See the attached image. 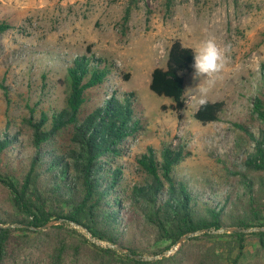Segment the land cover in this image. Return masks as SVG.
<instances>
[{"label": "trees", "instance_id": "trees-1", "mask_svg": "<svg viewBox=\"0 0 264 264\" xmlns=\"http://www.w3.org/2000/svg\"><path fill=\"white\" fill-rule=\"evenodd\" d=\"M173 3L164 0L167 9ZM137 4L127 0L123 29ZM10 28L0 21V35ZM193 63V50L176 40L167 51L165 68L151 71L150 91L168 98L176 114L184 109L183 75ZM112 67L91 55L64 61L61 106L49 111L28 108L29 115L20 119L26 144L20 142L19 130L0 131V184L9 196L8 207H0V264L14 257L27 239L24 232L49 239L48 264H63L67 257L74 264H182L173 257L144 260V255H159L196 233L188 240L207 244L187 259L192 264H264V87L249 113L250 122L259 124L257 132L245 123L232 124L246 144L240 162L226 169L234 180L232 189L209 201L192 191L190 179L176 173L190 155L182 144L163 143L158 151L147 147L130 163L124 160L125 141L137 131L130 100L112 91L101 106L87 108L106 87ZM223 105L208 101L197 107L193 118L201 125L217 122ZM52 221L60 223L52 226L54 234L37 231ZM64 225H76L111 247L96 245L82 234L73 238L76 230ZM223 229L234 230L215 233ZM160 242L166 243L164 248L147 252ZM247 242L257 244L252 262L244 258Z\"/></svg>", "mask_w": 264, "mask_h": 264}, {"label": "rangeland", "instance_id": "rangeland-1", "mask_svg": "<svg viewBox=\"0 0 264 264\" xmlns=\"http://www.w3.org/2000/svg\"><path fill=\"white\" fill-rule=\"evenodd\" d=\"M126 5L127 0H0V21L11 25L0 35V131L19 130V140L26 144L28 136L20 130V119L29 115L28 108H59L64 61L91 55L112 64L113 73L87 108L101 106L115 91L130 100L135 114L137 131L125 141L124 160L130 163L147 147L158 151L163 143L182 144L190 155L176 168L177 175L190 179L192 191L201 199L219 200L234 182L226 169L240 162L246 147L232 124H248L254 133L259 128L258 123L250 122L249 113L254 96L264 87V0H174L169 9L164 0H138L123 29L120 20ZM209 37L222 46L230 45L231 53L230 62L206 97L209 102H223L219 121L201 125L193 118L199 105L189 102V96L198 95L201 84L208 85L203 78H193V67L183 75L185 106L179 114L170 110L168 98L150 91L149 81L154 68H165L172 42L178 40L193 49ZM8 202V193L0 184V207L6 209ZM59 224L52 221L37 231L51 236L55 233L52 226ZM64 229L76 230L73 238L80 239L78 234H82L89 239L75 225H64ZM23 234L27 239L7 264H48L45 248H50L49 239L43 234ZM199 234L159 255L146 253L144 260L173 257L192 264L187 259L207 244L188 240ZM165 245L160 242L147 252ZM256 247L247 242L245 261L255 260ZM63 264L74 263L67 257Z\"/></svg>", "mask_w": 264, "mask_h": 264}, {"label": "clouds", "instance_id": "clouds-1", "mask_svg": "<svg viewBox=\"0 0 264 264\" xmlns=\"http://www.w3.org/2000/svg\"><path fill=\"white\" fill-rule=\"evenodd\" d=\"M192 50L194 60L192 65L194 69L193 78H203L208 86L205 87L202 84L198 86V95L189 96V102H196L200 107H205L208 103L206 97L210 87L215 84L219 74L225 70L230 62L231 46H222L214 37H209Z\"/></svg>", "mask_w": 264, "mask_h": 264}, {"label": "water", "instance_id": "water-1", "mask_svg": "<svg viewBox=\"0 0 264 264\" xmlns=\"http://www.w3.org/2000/svg\"><path fill=\"white\" fill-rule=\"evenodd\" d=\"M47 226V225H46ZM45 226V227H46ZM76 226V225H75ZM224 230H226L227 232H232L234 229H223V230H219V231H215V232H222V231H224ZM252 231V229H249V230H244V232H251ZM242 232H243V230H242ZM88 235V234H87ZM88 238L90 239V241L91 242H93V243H101V242H99V241H97V240H95V239H93V238H91L89 235H88ZM186 239V237H181L174 245H177V244H179L180 242H182V241H184ZM106 246L105 247H111L110 245H108V244H105ZM117 250H119V249H117Z\"/></svg>", "mask_w": 264, "mask_h": 264}]
</instances>
